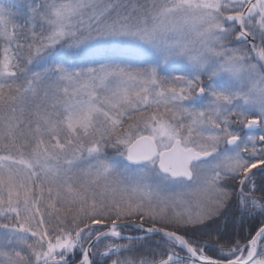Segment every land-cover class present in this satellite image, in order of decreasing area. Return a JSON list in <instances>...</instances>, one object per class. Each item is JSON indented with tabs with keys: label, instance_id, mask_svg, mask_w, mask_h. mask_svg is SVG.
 Wrapping results in <instances>:
<instances>
[{
	"label": "snow or ice",
	"instance_id": "snow-or-ice-1",
	"mask_svg": "<svg viewBox=\"0 0 264 264\" xmlns=\"http://www.w3.org/2000/svg\"><path fill=\"white\" fill-rule=\"evenodd\" d=\"M0 264H264V0H0Z\"/></svg>",
	"mask_w": 264,
	"mask_h": 264
}]
</instances>
